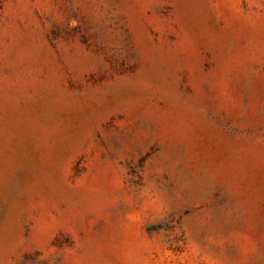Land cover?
Segmentation results:
<instances>
[{
	"label": "rangeland",
	"instance_id": "obj_1",
	"mask_svg": "<svg viewBox=\"0 0 264 264\" xmlns=\"http://www.w3.org/2000/svg\"><path fill=\"white\" fill-rule=\"evenodd\" d=\"M0 264H264V0H0Z\"/></svg>",
	"mask_w": 264,
	"mask_h": 264
}]
</instances>
